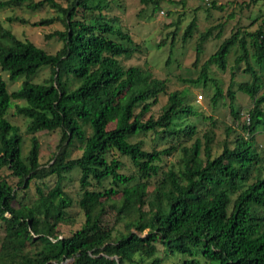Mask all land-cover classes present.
Segmentation results:
<instances>
[{"label": "trees", "instance_id": "obj_1", "mask_svg": "<svg viewBox=\"0 0 264 264\" xmlns=\"http://www.w3.org/2000/svg\"><path fill=\"white\" fill-rule=\"evenodd\" d=\"M139 1L152 4V11L159 7L158 0ZM251 1H261V14L247 16L249 24L260 20L257 27L248 31L237 26L190 80L209 81L214 86L211 102L227 97L237 117L235 90L229 84L224 94L209 69L226 70V56L233 51L235 67L244 62L248 79L237 85L251 100L248 122L241 125L248 136L224 138L216 154L212 128L203 141L182 144L196 131L188 118L199 112L187 89L167 92L159 114L145 117L158 95L166 93V80L150 69L124 66L121 58H129L140 45L105 14L112 0L0 2L25 3L32 10L48 5L55 14L33 24L58 21L63 26L47 35L62 43L49 53L0 23V70L9 79L23 77L9 91L0 72V264H264V162L253 141L257 128H264V0ZM222 5L210 0L205 9ZM225 23L199 32L194 63L205 40L218 37ZM196 25L192 17L181 34L183 42ZM174 34L169 33L170 46ZM162 43L164 39L157 46ZM43 67L49 68L48 77L33 81ZM13 100L22 101L14 109L28 121L25 130L31 137L25 155L20 128L5 116ZM41 130L58 133L47 164L39 162L34 135ZM138 134L145 138L133 140ZM148 137L155 143L167 138L175 142L147 149ZM74 148L78 155H72ZM177 150L178 165L161 170L162 157ZM127 164L131 170L123 172ZM73 170L78 171L83 219L69 235L60 236L58 225L67 221L73 202L63 185ZM51 176L53 185L36 186L35 200L19 199L16 186L27 188L32 179ZM110 209L122 222L119 228L105 221Z\"/></svg>", "mask_w": 264, "mask_h": 264}, {"label": "rangeland", "instance_id": "obj_2", "mask_svg": "<svg viewBox=\"0 0 264 264\" xmlns=\"http://www.w3.org/2000/svg\"><path fill=\"white\" fill-rule=\"evenodd\" d=\"M7 0H0V2ZM38 1V0H34ZM64 2L66 0H58ZM159 7L152 11V4H142L139 0H112L108 9L104 10L108 16H113L114 22L121 24L124 30L129 31L131 37L137 42L139 50L132 54L129 58H121L124 66L138 65L144 69H150L154 76L166 80V93H160L157 102L150 107V111L146 113L157 116L161 106L166 102L167 92L174 90L187 89L189 93V102L198 110V116L188 118L196 125V131L191 137L185 138L182 144L190 145L195 139L203 141V134L212 128L214 139L212 141L213 154L221 150L222 140L224 138L232 139L236 133L248 136L247 132L241 129L243 122H246L247 111L251 108V100L245 95L237 85V82L248 79V75L243 73L242 68L244 62L235 67L233 63L234 51L226 56L228 68L221 70L215 65H211L209 75L220 82L223 93L231 84V88L235 90L234 106L240 111L239 116H235L230 112L228 106V98L223 101L219 100L216 104L211 102V95L214 91V86L208 81L207 85L202 83H193L190 80L198 76L201 70L203 60L213 52L222 42L223 38L229 36L232 31L240 26L241 29L248 31L254 30L260 20L253 24H249L250 18L247 16H258L261 14L258 10L261 1L254 3L251 0H216L218 4H223V9H205L208 5L207 0H158ZM249 3L247 6L246 4ZM240 5L242 7H240ZM234 13L230 18L229 13ZM55 14L53 8L48 5L32 10L25 3L21 4H2L0 5V23L4 28L9 29L20 38L29 39L35 45L43 48L49 53H54L60 46L61 41L56 37H47L55 29H61L63 26L58 21H53L49 24H37L41 18H46ZM22 18L20 20H9L8 18ZM195 17L197 22V30L187 39L182 41L181 34L188 24L190 19ZM260 17V16H259ZM226 20L222 32L218 37L209 36L203 43L199 58L195 61V43L198 40L199 32L204 31L208 26ZM175 30L174 43L170 46L171 31ZM165 40L160 46H157L161 40ZM234 48V47H233ZM235 69L233 75L231 71ZM49 68L43 67L39 69L36 75L33 76V81L42 82L49 75ZM2 77L7 83L9 91H12L20 86L23 77L9 79L6 71H1ZM232 79V83L230 80ZM234 81V83H233ZM225 94V93H224ZM21 100H13L9 109L6 111V118L10 122L17 125L23 135V154L25 155L30 147V133L26 132L27 119L18 115L14 109V104L21 103ZM264 109V104H262ZM209 116V117H207ZM198 117V118H197ZM114 120L108 124V128L112 127ZM261 125L253 134V141L257 145L258 151L263 157L264 162V128ZM231 127L232 130H228ZM39 143V162L47 164L56 150L58 141L57 131L41 130L34 133ZM145 138L138 134L133 140ZM175 142V139H157V142L146 138L144 147L151 149L152 147L164 148ZM203 145V142H202ZM80 150L74 148L72 155H78ZM180 153L174 151L169 155H164L159 162L161 170H167L171 166L178 165ZM128 161V160H126ZM129 165L123 167V172H130ZM154 181V179H152ZM16 179L12 178V183L15 184ZM54 177H47L44 181L32 179L27 188L16 186V193L19 199H26L28 202L36 199V186L41 185L43 189L53 185ZM107 184V182H106ZM64 189L72 196L73 202L67 209V221L58 225L60 236L69 235L72 229L79 226L83 219V213L78 206V198L81 189L78 183V171L73 170L64 181ZM116 198V197H115ZM114 202V200H112ZM110 201V202H112ZM105 221L109 225L120 227L121 221H116L113 211L110 209L105 215ZM70 260H65L64 264Z\"/></svg>", "mask_w": 264, "mask_h": 264}, {"label": "built area", "instance_id": "obj_3", "mask_svg": "<svg viewBox=\"0 0 264 264\" xmlns=\"http://www.w3.org/2000/svg\"><path fill=\"white\" fill-rule=\"evenodd\" d=\"M246 118L249 119V118H248V115H246ZM247 122H248V120H247Z\"/></svg>", "mask_w": 264, "mask_h": 264}]
</instances>
